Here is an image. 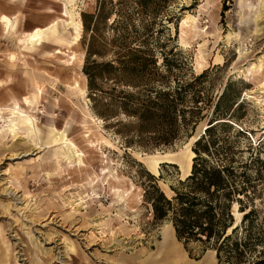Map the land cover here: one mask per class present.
Instances as JSON below:
<instances>
[{
	"label": "rangeland",
	"instance_id": "374dc122",
	"mask_svg": "<svg viewBox=\"0 0 264 264\" xmlns=\"http://www.w3.org/2000/svg\"><path fill=\"white\" fill-rule=\"evenodd\" d=\"M77 1L86 22L102 10L93 38L100 53L90 57L84 25L79 44L60 22L37 50L20 40L62 18L63 0H0V17L16 16L9 31L0 21V106L43 86L37 123L68 128L85 164L58 162L52 148L42 154L13 139L7 112L0 113V264H180L178 255L188 264H231L218 259L212 241L185 242L169 217L154 218L150 190L155 182L172 195L190 173L195 148L208 161L217 150L235 171L245 170L247 190L255 192L247 206H256L251 216L264 229V0ZM125 42L150 46L131 73L118 62ZM85 62L105 72L95 80L97 100ZM168 87L181 97L176 111L155 116L146 104L156 90L163 103ZM212 138L216 149L205 151ZM238 204L231 206L237 222ZM262 236L254 258L264 259ZM243 260L233 264H251Z\"/></svg>",
	"mask_w": 264,
	"mask_h": 264
},
{
	"label": "trees",
	"instance_id": "16d2710c",
	"mask_svg": "<svg viewBox=\"0 0 264 264\" xmlns=\"http://www.w3.org/2000/svg\"><path fill=\"white\" fill-rule=\"evenodd\" d=\"M96 16L98 18L102 16L101 9ZM96 20L86 22V13L82 14L83 25L90 30V39L86 49L87 57L100 53L93 44ZM126 26L124 27L127 29ZM121 35L126 36L127 34L124 32ZM119 48L117 52L118 62L127 73H131L134 69L133 65L141 57L139 56L140 53H146L150 56V46L143 43L125 42ZM94 64L95 70L85 62L83 68L86 74L83 73L87 75V89H89L91 98L97 100L102 90L97 87L95 80L97 77L105 76V72L100 67L101 64L97 62ZM107 64L112 65L110 62ZM195 79L196 77L192 80ZM155 94L156 100H151L146 106L151 105L150 109L155 116H158L159 111H162L163 114L171 117V114L176 111L178 100L181 99L178 89L168 87L163 92L165 95L163 103L158 102L161 92L156 90ZM220 97L221 94L215 102V107L218 105ZM145 111L149 112L148 110ZM97 117L99 116L97 115ZM209 127H205V130H209ZM203 140L204 138L200 135L194 144L197 145ZM205 142H207L203 146L205 151H209L211 147L216 149L213 138L206 139ZM195 152L190 173L179 181L180 188H173L174 193L172 195H166L155 182L151 184L150 203L154 218L169 217L177 238L185 242L190 239L212 241L220 261L224 259L233 264L243 258L244 260L248 259L251 264H260L264 259L254 257L257 247L263 241L264 229L258 222H254L251 216L255 214L256 206L252 204L247 206L248 199L255 192L252 190L251 193L247 190L250 183L246 179L245 170L235 171L230 158L227 159L226 156L218 155L217 150L214 152L216 153L214 161H208L207 158L201 156L198 148H195ZM252 159L260 160V157L258 154H254ZM240 164L246 166L247 162L240 161ZM237 194L241 195L238 196ZM244 196L246 200L243 198ZM233 202L234 204L239 203L237 207L239 212H242L239 222L236 221L233 209L231 210Z\"/></svg>",
	"mask_w": 264,
	"mask_h": 264
},
{
	"label": "bare ground",
	"instance_id": "6f19581e",
	"mask_svg": "<svg viewBox=\"0 0 264 264\" xmlns=\"http://www.w3.org/2000/svg\"><path fill=\"white\" fill-rule=\"evenodd\" d=\"M62 3H63L62 18H60L59 20H54L44 27H36L32 31L25 34L23 41H24V46L26 47L27 50H37L38 48H40L44 43L45 37L49 33L55 31L59 22L65 25L67 28L73 30V43L79 44L83 30L81 5L77 0H63ZM15 20L16 17H14L13 20L12 17L7 15H2L1 17L2 23L5 26V28L8 29V31L10 29H13L15 25ZM244 49H245L244 42L243 40H241V45L239 47L240 57L242 56ZM42 92L43 89L40 88V91L38 90L34 98L39 99L41 97ZM80 92L86 94V90L83 89L82 87L80 89ZM257 99L260 102V99L259 98ZM31 102L32 101L30 97L25 95L22 99V103H20L18 100H14L10 104V106H0V113L3 111L7 112L9 118L8 130L12 135L13 139L22 138L27 140L34 147V149H39L40 153L42 152V154L46 150H49L51 146H59L64 151V155L62 157H59L58 159L55 158L56 160H58V162H60L61 160H65L66 162L70 163V165L72 164L74 166L85 165L83 158L84 153L79 150L77 145L72 141V138H70V135L68 133V128H58L54 124L48 125L50 131L49 134L47 135L51 140L50 142H52L53 145L51 144L50 146L43 143L41 136L42 131L40 130V126L37 123L38 115L36 116L37 117L36 118L32 113V111L29 110ZM40 112H42V110H40ZM92 119L99 123L103 122L101 118H98L96 116H93ZM61 148L58 149L61 150ZM52 157H54V155ZM39 158L41 157L39 156ZM46 174L49 175L50 173H46ZM20 198L23 199L22 197ZM31 199H33V197ZM22 202L23 203L25 202L24 199L22 200ZM28 205L29 203H24V206H28ZM77 205L81 207L82 203L78 201ZM178 259L180 264H188L187 262L184 261L183 258L181 259L179 255H178Z\"/></svg>",
	"mask_w": 264,
	"mask_h": 264
},
{
	"label": "crops",
	"instance_id": "0c3cea01",
	"mask_svg": "<svg viewBox=\"0 0 264 264\" xmlns=\"http://www.w3.org/2000/svg\"><path fill=\"white\" fill-rule=\"evenodd\" d=\"M2 15H7V14H2ZM2 15H1V17H2ZM8 16V15H7ZM1 17H0V21H1ZM16 17V16H15ZM13 20H14V18H13ZM2 22V21H1ZM49 24V23H48ZM46 26V25H45ZM36 27H44V26H36ZM36 27H34V28H36ZM34 28H32L31 30H29V31H26V32H24L23 34H22V36H21V39L20 40H22V43H23V46H24V41H23V38H24V36H25V34L26 33H28V32H30V31H32ZM11 30V29H10ZM25 47V46H24ZM26 48V47H25ZM30 51H33V50H30ZM36 79V78H35ZM32 87V90H31V92L29 93V94H26V96H29L30 97V99H31V105H30V107H29V110L30 111H32V113L34 114L35 113V109L34 108H38L39 106H37L36 107V104L39 102V99H35L34 97H35V95H36V93L38 92V90L40 91V88H42L43 89V86H40V85H38L37 83H36V85H33V86H31ZM35 87H36V89H35ZM25 96V95H24ZM23 96V97H24ZM23 99V98H22ZM22 99H21V101L20 100H18V99H12V101H11V103L14 101V100H18L20 103H22ZM35 100H37V101H35ZM37 102V103H36ZM10 103V104H11ZM10 104H8V105H6V106H10ZM39 105V104H38ZM34 107V108H33ZM50 124H56L55 122H47V123H45V124H43V125H41L45 130L43 131L42 129H41V131H42V141H43V143L44 144H47V145H50L51 146V144H52V142H50L51 140L49 139V137H48V135L47 134H49V128H48V125H50ZM57 125V124H56ZM40 126V125H39ZM41 126H40V128H41ZM58 126V125H57ZM46 128H48V129H46ZM45 137V138H44ZM47 137V138H46ZM46 142V143H45ZM49 142V143H48ZM53 145V144H52ZM51 148H52V150H53V155H54V157L56 158V159H58L59 157H62L63 155H64V151L62 150V148L61 147H59V146H51ZM50 148V149H51ZM61 148V150H59V149ZM39 153H40V151H39ZM57 155V156H56ZM62 162V161H61ZM61 165V164H60ZM51 172V171H50ZM188 175V174H187ZM186 175V176H187ZM163 247L165 248V245H163ZM169 248H171V247H169V246H166V249H169ZM173 250V249H172ZM189 262V261H188Z\"/></svg>",
	"mask_w": 264,
	"mask_h": 264
}]
</instances>
